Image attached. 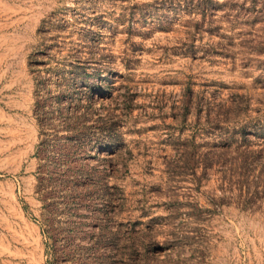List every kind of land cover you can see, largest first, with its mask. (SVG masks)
<instances>
[{
  "label": "rangeland",
  "instance_id": "obj_1",
  "mask_svg": "<svg viewBox=\"0 0 264 264\" xmlns=\"http://www.w3.org/2000/svg\"><path fill=\"white\" fill-rule=\"evenodd\" d=\"M261 150L264 0H0V264H264Z\"/></svg>",
  "mask_w": 264,
  "mask_h": 264
},
{
  "label": "trees",
  "instance_id": "obj_2",
  "mask_svg": "<svg viewBox=\"0 0 264 264\" xmlns=\"http://www.w3.org/2000/svg\"><path fill=\"white\" fill-rule=\"evenodd\" d=\"M263 151H264V150H263ZM263 151L261 150V152H263ZM238 167H239V166H238ZM236 175L238 176L239 173H237ZM237 179H238V178H237ZM237 182L240 183V177H239V179L236 181V183H237ZM234 183H235V182H234ZM242 183H243V182H242ZM243 185H244V183H243Z\"/></svg>",
  "mask_w": 264,
  "mask_h": 264
}]
</instances>
